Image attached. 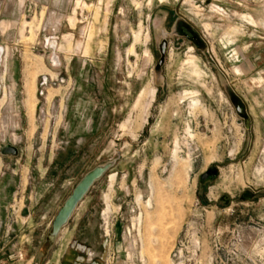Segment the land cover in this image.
Here are the masks:
<instances>
[{
	"label": "rangeland",
	"instance_id": "1",
	"mask_svg": "<svg viewBox=\"0 0 264 264\" xmlns=\"http://www.w3.org/2000/svg\"><path fill=\"white\" fill-rule=\"evenodd\" d=\"M0 50V264H264V0H0Z\"/></svg>",
	"mask_w": 264,
	"mask_h": 264
},
{
	"label": "water",
	"instance_id": "2",
	"mask_svg": "<svg viewBox=\"0 0 264 264\" xmlns=\"http://www.w3.org/2000/svg\"><path fill=\"white\" fill-rule=\"evenodd\" d=\"M189 38V37H188ZM161 54L163 55L165 51L164 43L161 44L160 47ZM161 64V62H158ZM236 109L238 112L241 111V108L239 105H236ZM0 153L3 155H17V149L11 145H5L0 150ZM108 169V164L104 166H97L90 171H88L84 176L78 181V183L75 185V187L72 189L70 195L65 199L63 205L58 210L57 214L55 215L51 226L52 231L49 234V240L53 241L60 229L67 224L68 220L70 219L71 215L73 214L76 206L82 201L85 194H87L92 187V185L99 180L106 170ZM216 176V173L211 172H204L202 175H200V181L205 182L209 178L213 179Z\"/></svg>",
	"mask_w": 264,
	"mask_h": 264
},
{
	"label": "crops",
	"instance_id": "3",
	"mask_svg": "<svg viewBox=\"0 0 264 264\" xmlns=\"http://www.w3.org/2000/svg\"><path fill=\"white\" fill-rule=\"evenodd\" d=\"M5 188V187H4ZM88 194V193H87ZM91 209L89 202H88V197L85 194L84 198L82 199V201L76 206L73 214L71 215L70 219L68 220L67 224H65L60 231L58 232L56 238L54 239V241L56 239H58V237L63 233V235H67L69 234V237L71 234L74 233L75 229L79 227V223L81 222V220H83L86 217V214L88 212V210ZM76 217H78V220L80 219L79 223H74V219H76ZM52 223V222H51ZM48 240H49V236H48ZM50 241V240H49ZM51 242V241H50ZM67 255L63 261L62 264H92L93 261V250L91 249H87V248H80V247H76L74 248V246H71L68 250H67ZM84 251L89 252V255L86 257L85 260H80L77 259V254L78 253H83ZM53 256H51L46 263H50L51 259ZM94 264V263H93Z\"/></svg>",
	"mask_w": 264,
	"mask_h": 264
},
{
	"label": "bare ground",
	"instance_id": "4",
	"mask_svg": "<svg viewBox=\"0 0 264 264\" xmlns=\"http://www.w3.org/2000/svg\"><path fill=\"white\" fill-rule=\"evenodd\" d=\"M0 55H1V50H0ZM32 74V73H31ZM30 77H33L34 75H29ZM28 76V77H29ZM34 79V78H33ZM32 80V79H31ZM33 81V80H32ZM25 89H26V96H27V102H26V104H27V107L29 108V109H31L30 111H32V98H33V91H34V88H33V86H32V82L30 81V79L28 78V79H26V87H25Z\"/></svg>",
	"mask_w": 264,
	"mask_h": 264
},
{
	"label": "flooded vegetation",
	"instance_id": "5",
	"mask_svg": "<svg viewBox=\"0 0 264 264\" xmlns=\"http://www.w3.org/2000/svg\"><path fill=\"white\" fill-rule=\"evenodd\" d=\"M178 29H179V32L182 33L184 36H186L187 39L194 41L196 44H199V40L195 32L191 30L188 26L180 25Z\"/></svg>",
	"mask_w": 264,
	"mask_h": 264
}]
</instances>
